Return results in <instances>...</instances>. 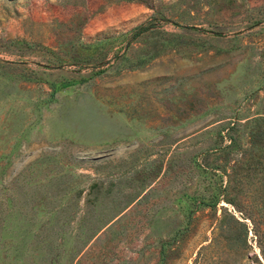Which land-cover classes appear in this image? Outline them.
I'll return each instance as SVG.
<instances>
[{"label":"rangeland","instance_id":"rangeland-1","mask_svg":"<svg viewBox=\"0 0 264 264\" xmlns=\"http://www.w3.org/2000/svg\"><path fill=\"white\" fill-rule=\"evenodd\" d=\"M259 115L264 0H0V264H264Z\"/></svg>","mask_w":264,"mask_h":264},{"label":"trees","instance_id":"trees-1","mask_svg":"<svg viewBox=\"0 0 264 264\" xmlns=\"http://www.w3.org/2000/svg\"><path fill=\"white\" fill-rule=\"evenodd\" d=\"M150 24V22H145L134 27L133 37H137L147 31L151 27ZM69 84H71V82H65L62 85L67 86ZM247 124H250L247 134L248 147L242 151L241 157L235 160L238 167L240 166V169L245 170V175L244 177L240 178V184L237 182L234 183V180H236L235 173L232 177L228 175L224 187L225 200L226 202L235 205L236 201L233 197H231V193L234 192V194H236V189L241 191L240 188L243 180H247L246 182L252 185L251 191H249V197L254 200H259V203L261 204L259 210H263L264 174L262 172L264 171V115L250 118ZM230 139V145H234L232 142L235 143V139L232 137H230ZM230 145H225L224 148L227 149V147ZM236 164L232 167L235 168Z\"/></svg>","mask_w":264,"mask_h":264}]
</instances>
